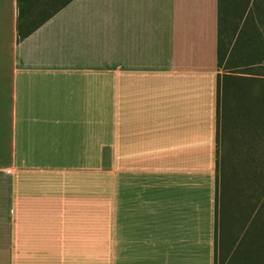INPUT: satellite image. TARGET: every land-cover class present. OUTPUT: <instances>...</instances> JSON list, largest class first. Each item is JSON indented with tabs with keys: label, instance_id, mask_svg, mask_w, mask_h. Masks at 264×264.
I'll return each mask as SVG.
<instances>
[{
	"label": "crops",
	"instance_id": "crops-1",
	"mask_svg": "<svg viewBox=\"0 0 264 264\" xmlns=\"http://www.w3.org/2000/svg\"><path fill=\"white\" fill-rule=\"evenodd\" d=\"M217 45L218 0H0V264H218Z\"/></svg>",
	"mask_w": 264,
	"mask_h": 264
},
{
	"label": "rangeland",
	"instance_id": "rangeland-1",
	"mask_svg": "<svg viewBox=\"0 0 264 264\" xmlns=\"http://www.w3.org/2000/svg\"><path fill=\"white\" fill-rule=\"evenodd\" d=\"M220 9L225 41L232 36L233 45L240 49L238 57L252 60L254 55L249 53L247 40H255L251 31L254 23L264 38V0H221ZM250 16L254 23H250ZM238 57L236 54L235 62ZM220 71L225 73L224 69ZM232 71L264 74V67L255 65ZM224 118L219 167L218 264H264V133L258 140L257 128H248L240 119L236 121L225 114Z\"/></svg>",
	"mask_w": 264,
	"mask_h": 264
},
{
	"label": "trees",
	"instance_id": "trees-1",
	"mask_svg": "<svg viewBox=\"0 0 264 264\" xmlns=\"http://www.w3.org/2000/svg\"><path fill=\"white\" fill-rule=\"evenodd\" d=\"M220 1L218 0L217 68L225 71L221 80L222 113L236 121L240 119L248 128H257L255 136L259 140L262 133H264V74L233 72L232 70L249 69L255 65L264 67V38H262L261 31L253 22L254 18L250 16V23H254V25L251 24V31L255 36V40H247V43H249V53L253 54L254 58L248 61L241 60L238 57V50L240 49L233 45V37L230 36L225 41L226 35L224 36V33L221 32V19L223 18ZM246 31H241L243 33L242 40ZM22 38L23 36H18V40ZM236 54L238 57L237 62L234 61ZM227 65L229 66L227 67ZM239 73L247 76H241ZM239 147L241 149L240 145ZM218 154L221 161V150H218ZM220 165L219 163V167Z\"/></svg>",
	"mask_w": 264,
	"mask_h": 264
}]
</instances>
